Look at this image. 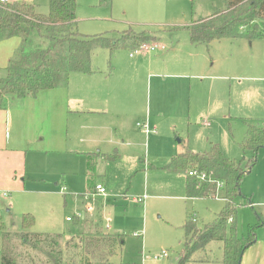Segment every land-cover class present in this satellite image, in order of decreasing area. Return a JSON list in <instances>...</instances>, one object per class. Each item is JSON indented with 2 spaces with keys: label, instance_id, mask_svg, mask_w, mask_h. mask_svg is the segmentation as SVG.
<instances>
[{
  "label": "rangeland",
  "instance_id": "rangeland-1",
  "mask_svg": "<svg viewBox=\"0 0 264 264\" xmlns=\"http://www.w3.org/2000/svg\"><path fill=\"white\" fill-rule=\"evenodd\" d=\"M25 1L33 4L38 13L48 12V0ZM76 3L79 33L116 37L129 27L134 31L147 30L157 35L147 44L158 43L159 37L165 46L180 49L181 60L198 64L200 68L189 74L199 76L202 83L192 78L185 80L177 104H164L165 101L155 98L151 92L150 104L146 101L136 104L119 115L125 123L124 131L118 130L117 135L95 133L92 136L95 141L91 143L87 140L93 129L82 127L83 118L68 116L66 137L60 150L23 152L26 156L21 164L29 178L24 187L26 192L14 194L5 189L4 183L0 184V215L7 228L19 231L21 215L28 212L36 215L34 232L39 229L59 233L64 242L84 231L85 223L100 219L104 231L107 221L111 227L109 232L123 234L125 240L120 251L106 264H175L184 247L186 221L196 217L192 222L201 228L215 220L224 203L216 198L186 197L185 174L162 167L184 146L204 151L212 142L226 157L236 161L243 157L255 159L241 180L243 196L236 200L239 203L236 229L243 236L250 227H254L256 235L264 231V225H259V219L264 222V147L255 153L243 151L240 146L245 122L264 121V39L249 43L222 38L211 41L208 46L191 45L185 26L222 9L224 0H77ZM14 41L17 46L19 38ZM14 45L10 46V53ZM129 52V49H120L112 55L110 62L114 70L117 65L124 67L128 63ZM108 60V51L97 49L92 56V67L108 70ZM107 118L116 119L111 113ZM143 121L155 127L157 133L146 136L136 126V122ZM83 147L109 154L114 147L117 150L115 162L97 159L94 179L103 181L108 190L106 195L86 193ZM61 186L66 187L65 194L60 193ZM10 192L14 197L28 195L31 201H14L10 206ZM140 196H146L145 203L136 201ZM246 200L251 204H245ZM88 204L91 210L86 209ZM78 213L79 219L75 217ZM218 242L211 243L212 254L207 250L200 252L191 263L219 257ZM162 250L167 256L155 259ZM69 252L73 258L69 264H80L75 249L71 247Z\"/></svg>",
  "mask_w": 264,
  "mask_h": 264
},
{
  "label": "trees",
  "instance_id": "trees-1",
  "mask_svg": "<svg viewBox=\"0 0 264 264\" xmlns=\"http://www.w3.org/2000/svg\"><path fill=\"white\" fill-rule=\"evenodd\" d=\"M76 1L48 0V12L41 14L25 0H0V42L19 38V44L5 57L0 77V109L5 108L8 99L34 98L40 92L66 87L72 72L93 73L92 56L97 49L132 51L157 36L131 27L116 37L83 35L77 31ZM185 30L195 45L222 38L234 42L264 39V0H224L222 9L191 21ZM240 146L243 151L255 153L264 147V121L245 122ZM98 155L88 153L86 157L89 187ZM117 156L104 155V158L109 162ZM254 162V158L236 161L226 157L217 144L211 143L204 151L184 146L162 167L185 174L186 197L219 198L224 203L215 220L201 228L186 221L184 247L176 264H187L196 251L211 241L222 244L220 264H240L245 249L255 242L256 232L250 227L247 235L238 234L236 200L243 196L241 180ZM245 204L251 202L246 200ZM34 225V215L25 212L21 215V229L11 231L0 215V264H63L64 260L69 264L73 260L71 247L80 264H106L125 242L123 234L104 231L100 219L85 223L84 231L64 242L59 233L34 232ZM259 225H264L261 219Z\"/></svg>",
  "mask_w": 264,
  "mask_h": 264
},
{
  "label": "crops",
  "instance_id": "crops-1",
  "mask_svg": "<svg viewBox=\"0 0 264 264\" xmlns=\"http://www.w3.org/2000/svg\"><path fill=\"white\" fill-rule=\"evenodd\" d=\"M15 38L0 42V77L3 75L2 69L6 64L5 60L7 58L5 57H9L16 47L15 43L17 41H14ZM157 39L160 43V38L157 37ZM189 43L195 45L190 41ZM208 44L203 45L208 46ZM12 45L15 47L12 48L10 53V46ZM179 50L165 46L163 50L136 52L140 53L138 55L130 50L128 63L124 67L117 65L115 70L111 66L110 58L118 50L108 52V70L93 68L94 71L90 74L72 72L66 87L40 92L34 98L8 99L5 108L0 109V184L4 183V186L7 187L5 189H10L14 194L25 193L24 187L29 178L26 177L27 172L24 165L21 164V159H25L26 156L23 155V152L26 154V152L35 149L38 152L60 150L66 137L68 116L76 115L74 117L83 118L84 125L82 127L93 129V131H89V139L87 140L91 143L95 141L92 137L95 133L111 132L117 135L118 130L124 131L126 128L125 123L122 120L120 121L119 115L126 109H133L136 104L140 105L145 101L150 104L151 92H153L155 98L165 101L164 104L170 102L172 104L180 103L181 94L179 91L184 87L181 84L191 78L196 80L198 84H201L202 81L196 74H189L200 68L199 65L181 60L182 56L178 53ZM108 113H111L116 119H108ZM74 117L71 120H74ZM36 118L38 122H36ZM141 124L148 125V122H136V126H139L146 136L157 133V129L150 125H148L149 128L154 129V132L145 133ZM203 124L209 125L206 121H203ZM80 141L83 142L84 140L81 139ZM36 142H38L37 146ZM211 143H209V146ZM84 147L81 149L84 150L82 153L85 156L86 193H89V195L94 193V195L100 196L95 191L90 192V190L94 189L96 184H101L107 194L108 190L103 181L101 179L98 182L95 181V171L92 177L93 183L89 187L86 157L88 153H99L96 156L97 159L101 157L105 160L104 155L113 157L118 155L117 150L114 147L113 152L109 154L98 149L91 150L92 148ZM112 162H115V160L106 161V163ZM98 176L100 177V175ZM61 187L60 193L65 194L66 192L62 193ZM11 192L8 198V203H11L10 206L14 201L19 203L31 201V197L28 195L14 197ZM145 200L146 196L145 199L137 202L145 203ZM88 207L91 206L88 204ZM101 207L103 210V204ZM7 213H10V211L7 210ZM1 216L4 221L3 215ZM80 216L77 214L75 217L79 219ZM192 218L195 219L194 221L197 220L196 217ZM106 225H109L107 221L104 223V229L109 231L111 227L109 225L106 228ZM34 227L36 228V217ZM37 232L42 231L37 229ZM213 242L215 241L209 242L204 249L196 251L191 259L196 254L206 250L212 254L211 243ZM221 245V242H218L216 246L219 250L217 259L212 258L198 264H220ZM191 259L187 264H193ZM240 264H264V231H259L255 242L245 249Z\"/></svg>",
  "mask_w": 264,
  "mask_h": 264
},
{
  "label": "built area",
  "instance_id": "built-area-1",
  "mask_svg": "<svg viewBox=\"0 0 264 264\" xmlns=\"http://www.w3.org/2000/svg\"><path fill=\"white\" fill-rule=\"evenodd\" d=\"M1 1H4V0H1ZM165 48V45L162 44V43H154V44H147V43H143L142 45H140L138 48L132 50V52L136 53V52H142V51H149V52H153V51H157V50H163ZM139 125V124H138ZM141 127L143 128L144 132L145 133H148L149 131H153L154 132V129H150L149 126L147 124H141ZM189 174H192V172H189ZM95 192L98 194V195H105L106 194V191H105V188L101 185V184H96L95 187ZM66 187L65 186H62L61 187V191L62 193H65L66 192ZM3 195H5V193H3ZM145 199V196H142V197H137L136 198V201H141ZM88 210H91V207H88L87 208ZM78 216H80V214L78 213ZM67 220H70L69 217H67ZM192 221H194L195 219L194 218H191ZM106 228L109 227V225H106L105 226ZM167 256V253L166 251H161L160 254L158 255H155L154 258L155 259H158V258H163V257H166ZM142 264V263H140Z\"/></svg>",
  "mask_w": 264,
  "mask_h": 264
},
{
  "label": "water",
  "instance_id": "water-1",
  "mask_svg": "<svg viewBox=\"0 0 264 264\" xmlns=\"http://www.w3.org/2000/svg\"><path fill=\"white\" fill-rule=\"evenodd\" d=\"M250 43V42H249Z\"/></svg>",
  "mask_w": 264,
  "mask_h": 264
}]
</instances>
